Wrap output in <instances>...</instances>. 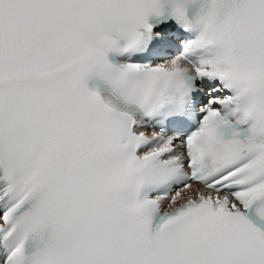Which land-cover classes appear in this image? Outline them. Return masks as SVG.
Masks as SVG:
<instances>
[{"label":"snow or ice","instance_id":"1","mask_svg":"<svg viewBox=\"0 0 264 264\" xmlns=\"http://www.w3.org/2000/svg\"><path fill=\"white\" fill-rule=\"evenodd\" d=\"M0 264H264V0H0Z\"/></svg>","mask_w":264,"mask_h":264}]
</instances>
